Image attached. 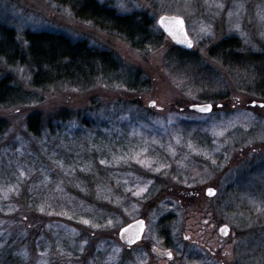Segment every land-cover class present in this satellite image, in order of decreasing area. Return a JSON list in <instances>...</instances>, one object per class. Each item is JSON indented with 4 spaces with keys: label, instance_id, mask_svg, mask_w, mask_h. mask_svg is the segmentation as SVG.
Wrapping results in <instances>:
<instances>
[{
    "label": "rangeland",
    "instance_id": "1",
    "mask_svg": "<svg viewBox=\"0 0 264 264\" xmlns=\"http://www.w3.org/2000/svg\"><path fill=\"white\" fill-rule=\"evenodd\" d=\"M96 1L145 14L160 32L162 16L183 18L195 63L178 64L164 33L161 48L133 50L76 19L74 2L0 0V25L23 47L27 31L85 41L146 84L140 94L97 83L40 92L30 64L0 60V74L36 100L0 108V264H264V107L250 106L264 102L234 65L264 68V0ZM231 39L236 50L211 55ZM207 103L210 114L190 110ZM140 219L143 238L127 250L119 231Z\"/></svg>",
    "mask_w": 264,
    "mask_h": 264
},
{
    "label": "trees",
    "instance_id": "2",
    "mask_svg": "<svg viewBox=\"0 0 264 264\" xmlns=\"http://www.w3.org/2000/svg\"><path fill=\"white\" fill-rule=\"evenodd\" d=\"M58 1L74 2L76 19L91 24L100 32L120 37L135 51L148 53L157 50L166 40L163 32L154 30L153 23L145 14L121 16L115 9L100 5L96 0ZM23 39L25 47L18 41L13 29L0 25V60L10 66L30 64L31 85L35 91L42 92L56 85L85 90L91 89L97 83L140 94L146 86L140 70L128 68L112 52L90 48L85 41L74 43L63 35L30 31L24 33ZM174 47L178 64L188 66L195 63L187 56V51ZM237 48V41L231 39L221 42L210 53L214 57L220 55L221 58H226L229 52ZM230 57L232 58L231 55ZM234 65L235 69L238 68L249 75L250 79H247L252 82V92L264 102V68L261 67L259 71L251 68L249 71V67H244V64L238 62ZM206 100L208 99L203 98L197 102ZM33 102H36L34 97L16 87L11 77L0 74V108ZM65 114L63 111L60 118H66ZM41 120L42 117L36 113L28 118L27 126L30 133L38 134ZM5 124L0 121V137Z\"/></svg>",
    "mask_w": 264,
    "mask_h": 264
},
{
    "label": "water",
    "instance_id": "3",
    "mask_svg": "<svg viewBox=\"0 0 264 264\" xmlns=\"http://www.w3.org/2000/svg\"><path fill=\"white\" fill-rule=\"evenodd\" d=\"M162 18H167L168 21H172V20H181L183 21V30L180 31V25L179 24H171V23H166L165 25L162 26L161 24V19ZM158 26L160 27V29L162 30V32L178 47L184 49V50H191L194 46L193 41L190 39V37L188 36L187 30H186V25L185 22L183 20V18L181 17H176V16H162L161 18L158 19L157 22ZM170 31L172 33L176 34V38H174V36L172 34H170ZM179 41H184V42H178ZM187 41L191 42V47H188ZM261 105H264L262 103H256L253 102L250 106L251 107H259L262 108ZM211 107V111L208 112H201L199 111L200 108H204V107ZM190 110L197 113V114H210L213 112V105L212 104H197V105H192L190 106ZM214 192V195H209V189L207 190V195L209 197H214L216 194V191L214 189H211ZM145 228H146V222L143 219L134 221L132 223H130L129 225L123 227L118 234L119 240L120 242L128 247L131 248L132 246H134L135 244H137L138 242H140L142 240L143 234L145 232ZM127 230V231H125ZM222 230H226V231H222ZM229 233V227L224 225L220 228L219 230V234L223 237H226ZM154 251L156 252V254L160 255L161 257L167 258V259H171L173 254L171 251L169 250H163L159 247H154Z\"/></svg>",
    "mask_w": 264,
    "mask_h": 264
},
{
    "label": "snow or ice",
    "instance_id": "4",
    "mask_svg": "<svg viewBox=\"0 0 264 264\" xmlns=\"http://www.w3.org/2000/svg\"><path fill=\"white\" fill-rule=\"evenodd\" d=\"M166 23L179 24L180 25V31L183 30V21H181V20H175L174 19L172 21H168L167 18H162L161 19L162 26L165 25ZM170 34H172L174 36V38H176V34L175 33H172L170 31ZM178 42H184V41H179L178 40ZM187 44H188V47H191L192 46L190 41H187ZM261 107H264V105H261ZM199 111H201V112H208V111H211V107L208 106V107L200 108ZM208 194L209 195H214V192L211 189H209V193ZM84 223H87V221H84ZM125 231H127V230H125ZM222 231H226V230H222Z\"/></svg>",
    "mask_w": 264,
    "mask_h": 264
}]
</instances>
